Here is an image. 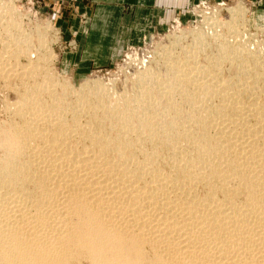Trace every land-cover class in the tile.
I'll use <instances>...</instances> for the list:
<instances>
[{
  "label": "bare ground",
  "instance_id": "1",
  "mask_svg": "<svg viewBox=\"0 0 264 264\" xmlns=\"http://www.w3.org/2000/svg\"><path fill=\"white\" fill-rule=\"evenodd\" d=\"M240 10L241 6L237 5L229 9V14L233 17ZM19 26L8 33L14 36L15 51L26 54L31 50L26 47L29 46L27 34L14 35ZM228 34L231 36L230 32ZM191 35L198 48L188 40L191 44H183L182 58L175 59L170 54L162 58L166 78L163 73L164 77L160 75L157 61L154 67L138 73L137 79H133L138 85L132 93L133 99L105 85L110 94L111 91L116 94L114 99L118 101L119 110L112 109L113 105L100 98L95 99L101 100L98 105L95 101L92 103L94 109L88 107L85 94L84 97L81 94L82 99L66 101L63 108L60 98L66 96L61 97L62 88L59 96H53L54 93L50 94L54 92L53 87L49 90L45 86L47 81L31 87L40 97L48 90L53 96L50 104L34 94H29L30 97L25 93L26 96L17 99L18 113L23 112L20 116L25 117V121L19 124L13 119L0 126V191L17 189L14 193H0V264H264V97L259 102L247 100L250 104L240 100L241 93L253 94L258 84L264 94V73L257 70V67L264 68V58L263 61L251 59L253 54H249L248 48L249 52L239 51L241 44L231 46L222 39L226 45L218 44L215 48L216 64L222 62L225 55L222 53H228L225 59H236V69L243 68L235 73L233 89L227 79L221 78V70V77H217L214 73L208 76L210 71L206 64L202 67L208 68V72L203 68L207 76L200 66L198 69L201 63L193 61H198L194 59L195 48L201 50L206 45L195 39L199 33ZM184 38L178 37L172 46L182 44ZM164 48H161L163 55ZM145 50L143 54L149 53ZM14 64L16 66L15 61ZM13 66L1 70L9 76V71H15ZM19 68L22 69L20 75L33 76L26 66ZM2 72L0 75L4 74ZM42 73V79L46 80V72ZM99 81L96 77L90 86L83 87L97 92L96 98H103L104 95L98 93L106 87ZM64 88L68 91L67 86ZM177 91L181 94L179 98L184 96V101H188V109L184 110L182 105V109L177 107L173 95ZM91 92L86 95L91 96ZM75 93V97H80L79 92ZM214 97L219 101L217 104L209 102ZM199 105L202 109L197 108ZM86 108L93 112L89 113ZM98 111L104 115L99 120L102 128L89 129L84 136L77 133L80 136L77 135L76 141L71 138L76 134L71 132L76 130L66 133V129L55 126L66 120H62V116H70L69 123L74 127L82 116L87 117L88 123ZM200 111L205 113L201 112L204 117H200ZM16 113L13 111V115ZM44 124L56 129L49 133L46 129L44 133L40 128ZM210 124L216 130L213 133L209 132ZM193 126L198 134L188 133ZM132 130L146 131L148 138L158 133V138L172 148L169 153L166 151L170 163L168 174L161 173L163 168L158 164L157 153H148L143 148L140 157V150H133L142 134L130 139L127 135ZM106 131H111L112 136ZM182 138L187 140L184 144L189 143V148L176 145L179 141L181 145ZM136 155L140 157L137 159L140 166L131 165ZM201 180L207 181L208 187L205 185L207 189L198 196L192 188L197 189Z\"/></svg>",
  "mask_w": 264,
  "mask_h": 264
},
{
  "label": "rangeland",
  "instance_id": "2",
  "mask_svg": "<svg viewBox=\"0 0 264 264\" xmlns=\"http://www.w3.org/2000/svg\"><path fill=\"white\" fill-rule=\"evenodd\" d=\"M237 5L241 6L240 13L231 17L229 14V9L232 7H236ZM50 7H47V4L44 3V0H0V50H1L0 51V71L1 72L3 71L2 73H4V74L0 75V77H1L0 78V126H2V127L4 126L3 125L4 122L9 123L11 121H14L13 119H15L14 122L19 123V124L23 123L25 121V117L24 118L21 117L22 114H20L23 112L20 111V113H18L19 112V110H18L19 105L17 106V104H18L17 99L19 98V100H20V98H22V96L25 95V93H27L26 94L27 96L34 94L40 100H42L41 99V97H42L43 100L45 99L44 101L42 100L43 102H45L47 100L45 102V104H50L51 100H52L51 98L53 96H56L57 94H58L57 96H59L60 95V93H59L60 89L61 88L63 89L66 86L68 88V91L66 88H64V90L61 89V97H62V95H63V97L66 96L64 98H60L62 100L61 103L64 104L63 108L66 107L65 104L68 103L66 101H69L71 99V101H69V102H73V99L74 100L75 99L77 100L78 98L82 99L81 94H83V97L85 94L86 101L88 104H90V105H88V107L91 106V108H93L94 104L98 105V103L101 102V100L99 102H97L95 99L100 98V99H103L104 103L109 104L111 107L113 105L112 109L115 108V109L119 110L117 108L118 101H116L114 99V97H116L115 93H117V94H125L126 93L127 96H130L133 99L132 93H134V90L136 91L138 89V85L136 83V85H137V87H136V85H135L136 81H134L135 79H137L138 73L140 75V73H144L146 68L154 67V65L156 64V61H157L158 66H160V68H161L160 69V72H161L160 75L161 76L164 75L166 78V76H167L166 72L167 71L164 73L165 68H164V62H163L162 58L168 57L169 54L171 55V57H173L175 59L176 58L177 59L182 58L183 54H184L183 52H185L183 50V48L185 46H188L189 44L193 43L194 38L192 37L191 33H199L202 39H200V36L198 38L195 37V39L197 40V42L200 41V42H198L199 44H202V42H204V45H206V48H202L201 49L202 52H201L200 49H196V48H198V44L193 43V44H195L194 46L196 47L195 50H197V52L195 53L196 58H194V59H196L198 61L200 60L199 62L195 61V60H193V61L196 62V64H199V63L202 64V65L201 64L197 65L198 69L202 68L201 71L204 72L203 70L206 68L205 71L208 72L207 69L209 68L208 70L210 72H208V76H211V73L212 74L214 73V75L217 77L222 76L221 78L227 79L228 83H229L228 85L230 87H232L233 89L236 85L235 73L239 69H241L239 71H242L243 68L236 69L238 67V61L236 59L232 58L233 59L232 60L230 57H227V59H225L226 57H224V56L228 55V53L227 54L222 53V54H225L223 56L221 54V56H222L221 61L222 62L218 63V65H217L216 64L217 61H214L215 58L213 56L217 52V49H215V48L218 47V44L219 45L224 44L226 42L225 41V39H226L227 42L229 44H231V46L234 44L236 45L238 43H239L238 45L241 44L240 45L241 48H240V46H238V48H237V50L240 49L239 51H243L245 49L244 51L246 52V50L248 48V50L251 51V52H249L247 50L249 52V54H251V53L253 54L251 59H253V58L259 59V60L262 59V61H263V58H264V48H263L264 47L263 46L264 45V0H199V1H196L194 4H191L190 7L187 8L186 10H184L181 14L175 16L172 19V21H169L166 24L167 26L164 27L163 29L152 28V27L148 28V26H145L144 23L140 24L139 22H134L132 25H131L132 22H130L129 25H131V26L126 25L124 28H121V27L117 28L115 26H113V27L110 26L109 28H107L109 31V38H110L109 42H92L90 44H89V42L84 41L86 35L88 34L89 22L88 23L87 22H78L79 20H75L74 18L73 19L70 18L69 20H65V21L56 20V18L54 19V15H53L54 13L50 9ZM204 13H205V15H204ZM202 14L206 18L205 17L203 18ZM72 17H74V16H72ZM229 20H230L231 24H230ZM225 21H227L228 24ZM223 22H225V23H223ZM18 25H20L19 26L20 29L17 30V32H14L15 33L14 35H21V33L27 34V38H29V40L31 39V41L28 40L29 46H26L27 49H30V47H31V50H30L31 52L29 51L26 54H20V53L15 51V49H14L15 44L13 42L14 36H9V33H8V30L13 29V31H14V27H16ZM242 25H244V26H242ZM232 26H233L234 30L236 29L237 32L233 30ZM227 28H228V30H227ZM5 29H6V31H5ZM224 30H227L228 32H225ZM218 32H219V35H218ZM229 32H230L231 36L228 34ZM202 33H203V35H202ZM213 33L216 36L213 35ZM42 35H43V37H42ZM236 35H237V37H236ZM219 36H221V37H219ZM232 36H234V37H232ZM178 37L179 38L185 37L182 40L183 43L181 42L182 44H180L176 47L172 46L175 44L176 39H178ZM189 37L191 40L188 39ZM209 37H211V38H209ZM214 37L221 38V40L223 39L225 42L223 43V40L222 41L220 39L218 40V38H215L216 42H213V40L215 41ZM223 37H225V38H223ZM230 37L234 38V39L231 40ZM10 38H12V39H10ZM40 38H42V39H40ZM188 40L191 41V43L190 42L188 43ZM196 40L194 42H196ZM234 40H236V41H234ZM218 41H219V43H217ZM231 41L233 42V44L231 43ZM40 42H41V44H40ZM44 43H45V45H44ZM187 43H188V45H187ZM226 43H225V45H226ZM183 44L184 45L186 44V45L183 47ZM204 45H203V47H204ZM207 45L209 47H207ZM7 46L10 50H7L8 48H3V47H7ZM158 46H160V47H158ZM163 46L166 48V49L164 48L165 50L163 51L164 55L162 54V50H161V48ZM212 46H214V47L212 48ZM169 47H172V48H169ZM4 49L7 51L4 52L5 51ZM145 49H147L149 51V53H146L147 50H145ZM144 50H145L146 54H143ZM170 50L172 52L168 53V51H170ZM210 50H213V51L211 52ZM2 52H3V54L1 55ZM12 52H14V53H12ZM15 52H16V54H15ZM158 52H160V53H158ZM253 52L256 53V55ZM262 52H263V55H262ZM202 53H203V55H202ZM159 54H161V55H159ZM197 54H198V56H197ZM259 54L262 56H260ZM165 55H167V56H165ZM151 57H153V58H151ZM204 57H206V60L208 62L205 60ZM17 58H18V61H17ZM228 58H229V60H228ZM13 59L16 63V66H13V65H15ZM29 60H31L30 65H27L29 63ZM144 60H145V62H144ZM230 60H232V61L229 63ZM250 61H252V60H250ZM7 62H8V64L9 63L10 64L8 65ZM153 62H155V63H153ZM218 62H220V61H218ZM36 63H38L39 65H37ZM18 64H20V65L18 66ZM148 64H149V66H148ZM183 64H185V62H183ZM203 64L204 65L206 64V66L208 68L206 66L202 67ZM10 65L13 66L12 69L15 67L14 68L15 71L17 69L18 70L16 71L17 73L15 71H9L11 73L8 76L6 74V72L4 70H1V69H3L4 67L5 68L10 67ZM219 65H221V66H219ZM17 66H18V68H16ZM20 66H26L29 69V71H32L31 75H33V76L26 78V77L22 76L23 74L20 75L21 70H22L21 68H19ZM214 66H216V67H214ZM212 67H213V69L215 68L214 72H213ZM36 69H37V71H36ZM162 69H164V70L162 71ZM225 69H226V71H225ZM220 70H221V73H223V74L220 73ZM257 70L259 72L264 73V71H263L264 68L261 69V68L257 67ZM38 71H40V72H38ZM41 71L46 72V75L48 76V77L46 76L47 78L45 77L46 80L44 78L42 79L41 76H43V73ZM34 72L36 75L33 74ZM206 72H204V73L207 76ZM162 73H163V75H162ZM11 74H13V75H11ZM220 74H221V76H220ZM3 75L8 77V78L5 77V78H7V80L3 77ZM35 76H37V77H35ZM38 76H40V77H38ZM22 77L26 78V79H23ZM96 77L101 81V82L99 81L102 84V85L100 84L101 86H103V83H105L104 86L107 85L109 90L110 89L112 90V88H114L115 90L113 89V91L115 93L111 91V94H110V91L105 86L106 88L103 87L104 90L100 91L98 93V94L102 93V95H104V97L101 98V96H98L96 98L97 92H94V90L92 91L91 89H87V88L84 89L83 86L84 85L90 86L92 84L93 80L96 79ZM234 78H235V80H234ZM89 79L91 82L89 81ZM230 79H231V81H229ZM109 80H110V82H109ZM44 81L48 82L47 83L48 85L45 82V86H48L47 88L49 90H51L50 88L53 87L52 91H54V92H50V94L54 93L53 96H51L50 94L47 93L48 90H46V93L42 94L44 96H42L40 94L41 97L38 96L37 92L35 93V91H33L35 89H33L31 86L34 87V84H37L39 82L44 83ZM86 82H88V83H86ZM23 83L25 84V86H23L24 85ZM28 83L30 86L28 85ZM59 83H62V84L65 83L66 85L64 84L65 86L64 85L60 86ZM83 83H85V84H83ZM80 84L82 86L81 88H80ZM130 85H131V87L134 86V88H136V89L131 88ZM26 86H29V87H27L28 89L26 88ZM69 86H72V87H69ZM79 88H80V90H79ZM24 89H25V91H24ZM106 89L108 90V92L110 94V95H108V97L105 96V94L106 95L108 94ZM258 90H260L259 84H258V87L255 89V92L253 94L251 93V95H250V93H248V92L241 93L242 94V98L240 97L241 102H243L244 104L253 103V102H255V100H256V102H259L261 100V98L264 97V94H262L261 90H260V92ZM75 91L79 92L78 94L80 97H75V95H77L75 93ZM43 92H45V91H43ZM62 92L64 94H62ZM68 92H70L71 94L70 93L67 94ZM73 92H74V95H73ZM90 92L93 96L92 95L90 96V94L86 95V93H90ZM179 93L180 92H178V91H177V93H174L173 95L176 98L174 96H172L173 97L172 99L175 98L174 102L177 101L176 103H177L178 108L182 107L185 110V108L187 107L186 109H188L189 106L187 105L188 103H186L188 101H186V100L184 101V99H183L184 96L182 98L180 97L181 98L180 99L179 96H181V94H179ZM46 94H47V96H46ZM254 94H257V95H254ZM248 95H250V97H248ZM258 95H260V96H258ZM35 96H33V97H35ZM30 97H32V96H30ZM68 97H69V99H68ZM105 97H106V99H104ZM215 98L216 97L213 98L214 100L210 99L209 102L212 104H213V102L215 104H217L219 101L217 100V98L216 99ZM247 98H249L250 100ZM110 99H111L112 103H111ZM49 100H50V102H49ZM63 100H64V103H63ZM106 100L110 101V102H107ZM114 100L116 101V103ZM247 100L250 103L247 102ZM88 101H90V102H88ZM179 101H182L181 104ZM93 102H94V104L92 105ZM113 103L116 105L114 106ZM13 104L15 106H17V108L14 107ZM199 106L197 108L202 109L201 105H199ZM9 107L10 108L13 107L12 109H14V110H11ZM91 108L90 109L86 108V110L89 111V113H92L93 111L91 110ZM60 109H62V108H60ZM15 110L17 111L18 114L16 113ZM13 111H14V113H16V115L15 114L13 115ZM59 112H60V115H62L61 110H59ZM201 112L202 111H200V114H201ZM96 113H97L96 115L98 117L96 115L94 116L95 118L92 116L90 119L91 123L88 122L90 124L87 123V121H88L87 117L85 118L84 116H82L80 118L81 122L76 123L75 124L76 126L74 127L71 123H69V121L71 122V119L69 118L70 116H66L67 118L66 117L64 118V116H62V120L66 119V120H64L65 123L64 122L60 123L61 122L60 121L59 122L60 124H57L58 126L57 125H55V126L59 129L60 128H62L63 130L66 129V133H68V131L70 133V131L76 130L77 132L76 131L71 132L72 134L76 133L73 135L74 137L73 136L71 137L72 141L73 140L76 141L78 136H80V135L84 136V135H86V132H89L90 130L97 131V130L102 128V126L99 125V124H102V122L99 123V120H101L102 117H104V115L101 113V111H98ZM202 113H204V112H202ZM17 115H18V117H17ZM204 116L205 115H203V114L200 115V117H204ZM84 119H86V123L84 122L85 121ZM66 121H67V123H66ZM80 123L82 124L81 126H80ZM23 125L24 124H22V126ZM65 125H67V128H69L68 130H67ZM78 125L80 128L78 127ZM45 126L46 125L44 124L40 127L41 131L44 133H47V131L49 133L52 131V129H56V128H53L49 125L46 126L47 128ZM82 126H84V127H82ZM212 126H211V124L209 126L210 127L209 128L210 133H213L216 131L215 128H213ZM49 127H50V129H49ZM37 128H39V126H37ZM72 128H76V129H72ZM81 128H83L84 131ZM191 128H192L191 130L189 129L190 132L188 130L189 134L192 133V135H195V134L199 133V131L197 132L195 126H193ZM46 129H47V131H46ZM212 129H213V131H212ZM79 130H80V132H78ZM87 130H89V131H87ZM82 131H83V133H82ZM133 131L134 130H132L131 132L134 133V135H132L131 132L127 135V137H130V139H133L132 137H134V136H140L141 134L144 136H145V134H146V136L148 135L146 131H144V132L140 131V130H138L136 132H133ZM191 131H193V132H191ZM77 133L78 134L81 133V134L78 135ZM106 133L109 136H112L111 131L110 132L106 131ZM110 133H111V135H110ZM154 134L156 136L153 135L154 137L152 136V138L151 137L148 138L149 136L144 137L141 135L140 136V142L137 141L138 146L133 150H137V151L140 150L138 152L139 156H140V154H143L142 153L144 150L143 148H145L144 151H146L148 153L154 152V153H157V155L159 154L158 155L159 158L157 157V155H156V158H157L158 164L163 168V171H161V173L162 174H168L170 172V163L168 161V153H169V151H172L171 150L172 148L167 147L165 142L158 138V136H157L158 133H154ZM192 135H190V136H192ZM141 137H142V139H141ZM156 137H157V139H156ZM151 139H153V140H151ZM155 139H156V141H155ZM182 139H184V138H182ZM141 140H143V141H141ZM150 141H151V144L149 143ZM184 142H187V140L186 139L182 140L181 145L179 144L180 143V141H179L178 144H176V145L177 146H183L186 149L189 148L188 147L189 143L184 144ZM156 145L158 147H155ZM141 146H142V148H141ZM41 148H43V147L41 146ZM156 148H157V150L155 151ZM160 148H161V150H160ZM166 151H168V153ZM138 155H136V157H135L136 159H134V161L131 163L132 166L133 165L134 166H140L141 162L137 161V159H139L141 156L139 157ZM162 159H164V161ZM137 162H138V164H137ZM200 182L196 186L197 189L192 188V192L197 193L198 196H201L203 190L207 189L206 187H208L207 181L201 180ZM205 185H207V186L205 187ZM213 188H215V190H216V187H213ZM14 191L16 192L17 189H15V190H14V188H12V189L9 188L7 190L2 189L0 191V193H5V192L14 193ZM217 194L218 193L216 192L215 196H218Z\"/></svg>",
  "mask_w": 264,
  "mask_h": 264
},
{
  "label": "crops",
  "instance_id": "3",
  "mask_svg": "<svg viewBox=\"0 0 264 264\" xmlns=\"http://www.w3.org/2000/svg\"><path fill=\"white\" fill-rule=\"evenodd\" d=\"M196 1L199 0H44V3L51 6L56 20L74 18L78 22H89L84 41L90 44L109 42L107 28L110 26L124 28L130 22L131 25L139 22L148 28L163 29Z\"/></svg>",
  "mask_w": 264,
  "mask_h": 264
}]
</instances>
